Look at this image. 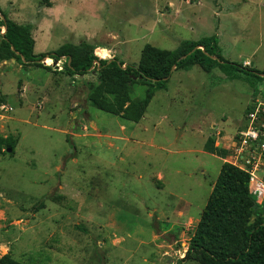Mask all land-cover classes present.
Wrapping results in <instances>:
<instances>
[{
	"label": "rangeland",
	"instance_id": "1",
	"mask_svg": "<svg viewBox=\"0 0 264 264\" xmlns=\"http://www.w3.org/2000/svg\"><path fill=\"white\" fill-rule=\"evenodd\" d=\"M1 14L29 26L35 54L66 45L132 64L147 43L215 35L223 58L264 72V0H0ZM65 60H0V135L17 136L0 154V254L197 264L188 240L226 158L204 144L228 151L264 77L191 65L161 89L107 68L70 75Z\"/></svg>",
	"mask_w": 264,
	"mask_h": 264
},
{
	"label": "trees",
	"instance_id": "2",
	"mask_svg": "<svg viewBox=\"0 0 264 264\" xmlns=\"http://www.w3.org/2000/svg\"><path fill=\"white\" fill-rule=\"evenodd\" d=\"M1 15L0 28L4 30L0 40V60L14 57L20 63L39 65L45 57L59 60L64 56V69L70 75H86L98 68H107L121 75H133L135 80L161 89L174 70L191 65H198L205 72L217 66L225 72L231 69L260 79L264 77L262 70L223 58L215 35L183 40L173 50L147 43L141 50L138 62L132 64L114 58L101 59L90 54V51L72 54L66 45L55 51L35 54L29 26L17 25ZM94 52L105 55V52ZM16 143L17 136L0 135V154L7 153V148L13 153ZM204 149L219 157L228 153L217 148L212 138H207ZM43 204L44 201H40L35 208L43 207ZM188 249L185 258L197 264H264V200L256 202L250 190V175L247 171L226 161L221 164L188 240ZM0 264L27 263L5 253L0 254Z\"/></svg>",
	"mask_w": 264,
	"mask_h": 264
},
{
	"label": "built area",
	"instance_id": "3",
	"mask_svg": "<svg viewBox=\"0 0 264 264\" xmlns=\"http://www.w3.org/2000/svg\"><path fill=\"white\" fill-rule=\"evenodd\" d=\"M247 127L233 136L225 161L247 171L257 203L264 200V183L257 177L264 160V102L258 100L247 114Z\"/></svg>",
	"mask_w": 264,
	"mask_h": 264
},
{
	"label": "water",
	"instance_id": "4",
	"mask_svg": "<svg viewBox=\"0 0 264 264\" xmlns=\"http://www.w3.org/2000/svg\"><path fill=\"white\" fill-rule=\"evenodd\" d=\"M2 33H3V32H2ZM250 64H252V63H250ZM124 66H125V64L123 65V67H124ZM79 76H80V77H83V75H79ZM129 77H131L132 79H136V77L133 76V75H129ZM10 150H11L10 148H7V149H6L7 152H10Z\"/></svg>",
	"mask_w": 264,
	"mask_h": 264
}]
</instances>
